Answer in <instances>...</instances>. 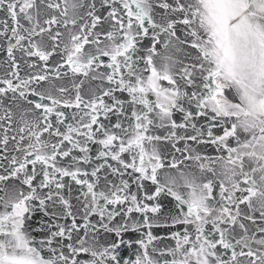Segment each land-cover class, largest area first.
I'll use <instances>...</instances> for the list:
<instances>
[{"label":"snow or ice","instance_id":"6c2138e0","mask_svg":"<svg viewBox=\"0 0 264 264\" xmlns=\"http://www.w3.org/2000/svg\"><path fill=\"white\" fill-rule=\"evenodd\" d=\"M0 13V264H264V0Z\"/></svg>","mask_w":264,"mask_h":264},{"label":"water","instance_id":"95a60500","mask_svg":"<svg viewBox=\"0 0 264 264\" xmlns=\"http://www.w3.org/2000/svg\"><path fill=\"white\" fill-rule=\"evenodd\" d=\"M0 15H2V13H0ZM178 34H179V32H178ZM149 44H150V40L146 38L144 41H142L141 48H146ZM143 54H144L143 51H141L140 52V55H143ZM194 54L195 53H193V55ZM179 55L181 56V58H183V53H181ZM2 59H3V56H2V54H0V61H2ZM54 59H55V57H54ZM4 71H5L4 67L3 66H0V76L4 75ZM96 85H97V82H93L92 84H86L85 85V89H87L88 87H95ZM228 95H229V98H232V94L230 92L228 93ZM121 98L122 99H127L126 94L122 95ZM151 98L154 99V97H151ZM175 118L177 120L180 119L179 115H177ZM101 119H103V117H101ZM201 123H202V121H201ZM215 131H216V134H221L222 129L217 128ZM158 134H161L162 135L163 134V131L161 130ZM162 148L164 150H168L169 146L168 145H162ZM201 151H207L209 154H212L213 153V149H211V148L201 147ZM126 159H127V157H126ZM162 202L166 206L165 207V211H168V209L174 208V201H172V198L171 197H164V198H162ZM182 227L183 226H181V225H177V226L172 227V228H164V227H161V228H154L152 231L157 236L166 237L170 232H172V231H179V230L182 229ZM137 238H139V234L138 233H131V234H129V236H126L125 237V239H132V240H135ZM173 243H174L173 241L168 240V239H163V240H160V241L155 242V244H156V246L158 248H163L166 245H171ZM136 251H137V247L135 246V244H133L131 248L125 247L124 249H122L121 254L125 258L134 259L135 258Z\"/></svg>","mask_w":264,"mask_h":264}]
</instances>
